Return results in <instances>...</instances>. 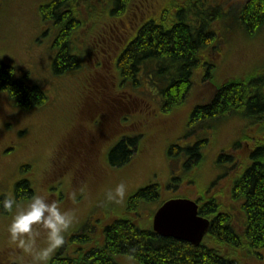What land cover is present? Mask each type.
Wrapping results in <instances>:
<instances>
[{"label":"rangeland","instance_id":"obj_1","mask_svg":"<svg viewBox=\"0 0 264 264\" xmlns=\"http://www.w3.org/2000/svg\"><path fill=\"white\" fill-rule=\"evenodd\" d=\"M48 1L0 0V61L14 59L19 64L16 71L21 76L27 74L33 77L32 70H35L34 73L39 70V64L45 63V60L52 70L54 49L50 43L56 29L48 22L49 30L46 29V34H43L44 25L37 26V23L45 21L40 11L37 12V6ZM189 1L150 0L146 10H149L150 17L156 18L167 9V19L171 20L178 18L177 9L182 8L183 16L186 11L194 12L197 22L208 17L213 19L211 22L218 20L219 23H213L219 32L216 37L221 36L226 27L225 35L218 37L213 46L210 58L212 78L205 79L206 82H203L202 76L194 78L184 100L169 109L164 108L159 99V92L166 85L160 77L165 74L163 71L161 75L156 70L155 74L152 71L151 82L148 78L146 82L141 78V83L134 86L128 80L118 84L120 89L117 90L116 75L100 72L98 68L95 70L98 60H88L89 55L83 51L86 42L99 35L102 28L96 23L88 24L83 30L84 40L79 47V54H84L83 66L66 68L61 72L43 71L42 67L46 79H42L41 85L48 97L42 105L31 112H24L12 104L10 110L15 116H11L0 99V200L12 193L23 204L31 195L43 192L49 185L51 199L60 200L64 208L76 209V222L66 236L89 225L96 231L92 233L90 230L88 234L96 235L102 220L123 216L127 197L150 182L160 184L161 191L159 201L141 214L147 224H150L149 219L163 200L181 194L192 198L197 192L205 191L212 182L215 184L211 188L214 187L216 193L224 190L217 195L221 202L235 204L225 190L231 178L238 176L237 167H233L232 160L226 157H238L240 150L233 149L232 145L244 137L264 138V109L256 113L262 114L260 118L255 111L241 107L232 111L225 120H201L191 126H187V122L191 108L207 102L217 83L224 79L237 77L257 92L264 88V26L251 34L239 24L238 5L243 0H199L192 10L189 9ZM84 18L88 21L95 16L85 12ZM163 66L168 65L163 63ZM206 68L200 67V71L204 73ZM95 84L105 87L107 92L95 91ZM114 99H122L121 105ZM93 100L96 105H105V109L114 104L122 110L111 122L108 140L96 142L95 153L91 156L74 155L72 159L71 141L77 140L82 131L87 135L92 125L101 121L100 113L94 117L95 121L89 120V115L86 117L89 124L83 125L81 110ZM105 109L102 108L103 118L107 116ZM124 115L129 118L123 120ZM22 118L28 121V125ZM125 134L137 136L132 147V159L125 166L112 169L105 162L107 151L104 152L101 146L105 141L108 146L109 140ZM204 139L209 140L206 146L188 151L189 147ZM242 142L246 152V140ZM98 148H101L100 152ZM242 152L241 157L245 155ZM67 159L74 161L73 164L67 163ZM21 181L26 182L25 187L17 191ZM120 181L127 185L125 198L119 203L106 202L105 192ZM72 191L77 193L78 203L69 199ZM11 215L0 205V264H36L30 256L9 246L7 224ZM118 262L137 264L124 257L118 258ZM244 264H264V249L260 258L248 256Z\"/></svg>","mask_w":264,"mask_h":264},{"label":"trees","instance_id":"obj_2","mask_svg":"<svg viewBox=\"0 0 264 264\" xmlns=\"http://www.w3.org/2000/svg\"><path fill=\"white\" fill-rule=\"evenodd\" d=\"M198 3L199 0H190L189 9ZM149 4L150 0H49L47 4L38 5L37 12L40 11L45 21L37 23V26L44 25L43 31L49 30V22L56 29L50 43L54 49L51 72L81 67V61L84 64V54H79L84 40L82 33L88 24L96 23L102 26L100 34L86 42L83 49L89 60L98 56L95 70L98 68L100 72L115 74L117 90L120 89L118 84L128 80L134 86L141 83V78L145 82L148 78L151 82L152 71L159 75L163 71L165 74L160 77L166 85L159 92L161 103L168 109L181 103L194 78L202 76L203 82L212 78L210 58L213 46L218 37L225 35L226 27L221 36L216 37L219 32L213 23H219L218 20L211 22L213 19L208 17L197 22L194 12L186 11L183 16L182 8L177 9L176 19H167V9L154 18L146 10ZM238 9L237 20L249 33L264 26V0H243ZM85 12L95 18L87 21ZM163 63L168 66L162 67ZM200 67H207L204 73ZM12 73L13 67L0 61V89L7 91L16 107L31 112L46 101V92L35 86H25L21 80L14 79ZM94 86L97 92L105 88L98 84ZM215 88L207 102L191 108L187 126L201 120H225L232 111L241 107L249 108L257 117H262L256 113L264 109V88L257 92L237 77L224 79ZM121 100L116 99V102ZM84 110L83 118L89 116L88 108ZM105 110L111 116V125L120 113V106L110 104ZM22 121L25 120L22 118ZM243 139L248 147L246 152ZM243 139L232 146L245 155L241 157L239 153L237 158L226 157L232 160L233 167H237L238 176L231 178L225 190L235 204L219 200L217 195L224 190L212 193L214 182L205 191L194 195L199 215L210 219L208 232L199 246L160 236L151 228V219L148 221L150 224L146 223L141 214L159 201L161 191L160 184L148 183L127 197L123 216L102 220L96 235L88 234L89 224L82 228L83 232L67 235L62 253L58 251L52 255L48 264H120V257L137 264H244L248 256L260 258L264 249V138L246 136ZM134 142L123 139L112 146L105 157L110 168H121L130 162L133 151L129 148ZM208 142V139L200 140L188 151L206 146ZM21 143L24 146L23 141ZM66 162L73 164L74 161L67 159ZM25 183L21 181L17 191H22ZM44 191L52 195L49 185Z\"/></svg>","mask_w":264,"mask_h":264},{"label":"clouds","instance_id":"obj_3","mask_svg":"<svg viewBox=\"0 0 264 264\" xmlns=\"http://www.w3.org/2000/svg\"><path fill=\"white\" fill-rule=\"evenodd\" d=\"M127 193V185L120 181L105 194L106 202H121ZM69 199L78 203L77 193H69ZM5 212L11 213L7 224L8 244L30 256L36 264H48L53 253L60 248L66 234L76 222V209L64 208L62 202L51 199L47 191L31 195L26 203L8 193L0 200Z\"/></svg>","mask_w":264,"mask_h":264},{"label":"flooded vegetation","instance_id":"obj_4","mask_svg":"<svg viewBox=\"0 0 264 264\" xmlns=\"http://www.w3.org/2000/svg\"><path fill=\"white\" fill-rule=\"evenodd\" d=\"M46 29H44V31H43V34H46V31H45ZM72 45V44H71ZM70 45V46H71ZM71 49V48H70ZM71 55H73V53H72V51H71V53H70ZM74 55H75V53H74ZM97 60H98V56L97 57H95ZM89 60V59H88ZM92 60V59H91ZM15 60L13 59V60H11V61H8V62H2L3 64H5L6 66H8V67H13V73H12V75H13V78L14 79H16V80H21L22 82H23V84L25 85V86H27V87H33V86H35V87H38L41 91H44V92H46L45 91V89L43 88V86L41 85V81H42V79H46V75L45 74H43L42 73V67L44 68L43 69V71H51L50 69H49V67H47V65H46V62L45 63H43V64H39L40 65V67H39V70H37L35 73L37 74V76H36V74L34 73V71L35 70H32V69H34V68H30L31 70H32V72H33V77H31V76H27V74H24L23 76H21L20 74H18L17 73V71H16V69H18L17 68V66L19 65V64H17L16 62H14ZM9 62H11V63H9ZM52 63V62H51ZM98 63H99V60H98ZM80 65L81 66H83V63H82V61H81V63H80ZM51 67H52V65H51ZM53 68V67H52ZM51 68V69H52ZM79 68V67H78ZM34 78H35V80H34ZM94 88H95V86H93ZM0 91H2V92H5L4 94L3 93H0V99H2V104H4V105H6L7 106V110H8V112L10 113V115L11 116H15V114L10 110V106L13 104L14 105V103L12 102V100H11V98H10V96H9V94L7 93V91H5V90H2V89H0ZM102 91L105 93L106 92V90L105 89H102ZM115 101H116V99H114ZM118 104L119 105H121V103L120 102H118ZM105 105H103V104H100V106L99 105H96V102L93 100V101H91V103H89L88 104V106H87V108H88V114L89 115H91V117H90V119L89 120H93V121H95L94 120V117L98 114V113H100L102 116L100 117L101 118V121H98L97 123V125H92V127L90 128V130H91V132L90 131H88V134L87 135H85V133H84V131H82V133L80 134V136L77 138V140H72L71 141V147H70V151L72 152V154L70 155V156H74V155H80V156H85V155H89V156H91L92 155V153H95V151L97 150V146L98 145H96V142L97 141H100V140H108V138H109V129H110V127H111V125H110V118H111V116H110V114L108 115V113H107V115L108 116H106L105 118H103V112H102V108H104L105 109V107H104ZM84 106H83V109L81 110V112L82 113H84ZM17 109L18 110H21L20 108H18L17 107ZM125 109H127V108H125ZM18 110H16V109H14V111H18ZM122 110V108L120 107V111ZM25 112V111H24ZM23 114V113H22ZM19 117H21L20 115H19ZM129 117L128 116H126V115H124V117H122V119L123 120H127ZM23 120H25L24 118H23ZM82 120H83V125H85V124H89L88 122V120H87V118L86 117H84V118H82ZM25 124H27L28 123V121H23ZM28 128H29V126H28ZM25 138H27V137H25ZM136 138H137V136H134V137H132V136H128L127 134H125V135H123V136H118L117 138H114V139H112V140H109V145L107 146L106 145V141L104 142V145H102L101 146V148L103 147L104 148V152H106L107 154H108V152L111 150V148H112V146L114 145V144H116L117 142H119V141H122L123 139H131V140H136ZM28 139V138H27ZM129 146H131V145H129ZM134 145H132L129 149H131L132 150V147H133ZM101 148H100V150H101ZM100 150H99V148H98V151L100 152ZM97 151V152H98ZM96 155V154H95ZM8 157H10L9 155H7ZM74 158V157H73ZM150 183H157V182H150ZM214 188V187H213ZM212 188V193H216L215 191H214V189ZM32 189H33V187H32ZM182 195H184V194H182ZM92 229V227L91 228H89V230H88V232L90 231ZM82 232H83V230H81ZM73 233H71V234H69V235H72ZM65 244V243H64ZM63 244V245H64ZM63 245L60 247V249H59V253H60V251H61V253H62V248H63Z\"/></svg>","mask_w":264,"mask_h":264},{"label":"water","instance_id":"obj_5","mask_svg":"<svg viewBox=\"0 0 264 264\" xmlns=\"http://www.w3.org/2000/svg\"><path fill=\"white\" fill-rule=\"evenodd\" d=\"M210 227V220L198 214V204L187 197L164 201L152 217V229L158 235L200 245Z\"/></svg>","mask_w":264,"mask_h":264}]
</instances>
